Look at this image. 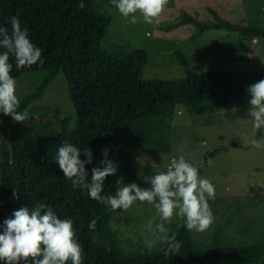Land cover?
<instances>
[{"label":"trees","instance_id":"trees-1","mask_svg":"<svg viewBox=\"0 0 264 264\" xmlns=\"http://www.w3.org/2000/svg\"><path fill=\"white\" fill-rule=\"evenodd\" d=\"M80 2L0 0V27L8 28L11 34L10 19L17 16L29 39L42 50L44 61L42 65L17 69L15 58L10 56L13 78L37 74L34 83L18 96V111L27 110L30 119L52 115L50 120L32 126L18 122L12 126V118L0 113L2 123L12 126L9 137L0 128V143L7 139L11 145V150H0V225L21 207L31 208L43 202L60 218L73 220L76 238L83 248V264H264V242L233 244L222 228L208 241H198L185 225L173 233L181 243L178 253L166 256L163 243L151 251L125 253L118 231L111 225L112 210L91 199L87 190L74 189L63 176L56 163L62 142L73 144L81 153L91 150L93 163L86 165L89 172L100 166L102 151L107 149L117 172L105 178L103 194H115L121 186L117 180L122 184L137 181V174L129 165L134 152L165 156L171 153V122L179 110L190 117H204L220 109L235 108L236 115L243 116L250 107L247 88L264 79V68L246 74L193 71L175 50L173 55L184 70L183 78L143 80L145 52L126 56L116 45L104 49L101 42L111 25L110 17L98 13L93 0H83V9L78 7ZM209 12L212 20L204 22L186 13L180 15L181 24L195 29L192 41L210 30L264 40V27L234 24ZM59 74L67 83L74 108L73 126L58 110L28 109L42 98ZM215 153H206L203 162L207 163ZM80 159L86 157L81 155ZM93 219L95 230L88 227ZM28 264H32L31 260Z\"/></svg>","mask_w":264,"mask_h":264},{"label":"rangeland","instance_id":"rangeland-1","mask_svg":"<svg viewBox=\"0 0 264 264\" xmlns=\"http://www.w3.org/2000/svg\"><path fill=\"white\" fill-rule=\"evenodd\" d=\"M93 3L98 13L111 19L101 42L104 49L116 45L126 56L137 51L145 52L147 63L143 80L183 78L184 70L173 55L175 50L185 57L193 71L223 70L246 74L264 68V40L210 30L192 41L194 27L180 23L182 13L200 22L212 20L211 10L234 24L264 27V0H168L164 12L151 25L142 20L137 24L129 23L111 0H93ZM36 78L37 74H29L18 79L17 96L24 93ZM33 108L58 110L73 126L75 112L62 74L48 86L40 100L28 107ZM234 113L220 109L210 116L190 117L181 109L171 122L172 150L169 155L134 152L129 159V165L137 174L135 184L141 187H149L143 176L166 169L170 159L181 154L198 168L200 177L213 183L215 198L208 202L215 219L207 230L191 231L198 241H208L217 229L222 228L233 244L264 242V147L256 149L246 143L264 137V129L253 128L248 110L243 116L235 113L234 117ZM51 117V114L34 116L24 125L32 126ZM7 142L4 139L0 143V150L7 147ZM213 151H216L214 157L203 162V156ZM112 212L111 225L118 231L117 237L124 252L147 251L145 239L150 238V233L146 225L150 220L154 224L161 223L154 206L137 201L126 211L117 209ZM184 225V219L175 216L170 224H165L169 235ZM158 244L161 243L155 247Z\"/></svg>","mask_w":264,"mask_h":264},{"label":"clouds","instance_id":"clouds-1","mask_svg":"<svg viewBox=\"0 0 264 264\" xmlns=\"http://www.w3.org/2000/svg\"><path fill=\"white\" fill-rule=\"evenodd\" d=\"M111 4L129 23L137 24L142 20L151 25L164 12L168 0H111ZM78 7H85L83 0ZM10 24L11 34L8 28L0 27V48L5 49L0 52V113L10 116L14 122L25 124V121H30V116L27 110L18 111L17 80L10 75L13 69L10 56L15 58L17 69L42 65L44 61L42 50L29 39L20 19L13 16ZM247 92L252 126L257 130L264 129V79L250 85ZM246 143L260 149L264 147V137L253 138ZM81 155L86 159H80ZM108 155V150L104 149L100 166L91 168L89 172L86 165L93 163L91 150L87 148L81 153L73 144L62 142L57 150L56 163L74 189L87 190L91 199L112 210L126 211L137 201L153 205L161 223L154 224L150 220L146 225L150 238L145 239V244L149 251L157 243L166 245L163 249L166 256L180 251V241L175 234L169 235L165 226L174 216L184 219L188 231L203 232L214 222L208 201L215 198V186L209 179L200 177L198 168L182 154L172 157L166 169L143 176L149 187L122 184L117 180L121 186L115 194H103L105 178L117 172V166L108 159ZM16 196L14 191L13 197ZM95 225L96 220L93 219L88 227L95 230ZM0 227V262L3 264H28L29 260L32 264H69V261L71 264H83V248L76 238L73 220L60 218L43 202L14 211Z\"/></svg>","mask_w":264,"mask_h":264},{"label":"water","instance_id":"water-1","mask_svg":"<svg viewBox=\"0 0 264 264\" xmlns=\"http://www.w3.org/2000/svg\"><path fill=\"white\" fill-rule=\"evenodd\" d=\"M0 128L3 129V131L5 132V134L8 136L10 134V131L12 129V126H8V125H5L3 123L0 124ZM10 143L7 142V148L10 149L11 148V145H9Z\"/></svg>","mask_w":264,"mask_h":264}]
</instances>
